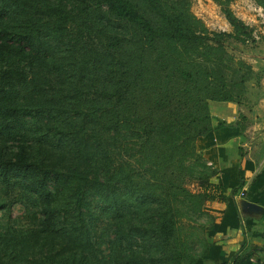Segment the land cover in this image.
<instances>
[{"label": "rangeland", "instance_id": "rangeland-1", "mask_svg": "<svg viewBox=\"0 0 264 264\" xmlns=\"http://www.w3.org/2000/svg\"><path fill=\"white\" fill-rule=\"evenodd\" d=\"M132 1L160 21L144 0ZM163 2L167 13L181 14L196 34L233 37L221 38V45L157 37L149 46L138 28L113 17L105 6L93 5L81 34L74 22L59 31L49 15L50 9H73V0H0V28L34 40L31 50L22 43L27 58L16 60L32 68L20 95L32 113L25 117L27 130L19 144L34 156L42 150L47 159L37 158L48 165H73L101 182L80 203L59 201L56 217L46 222L52 232L48 239L38 232L42 218L37 208L3 196L0 185L4 262L185 264L209 247V260L200 264H230L232 255L246 253H227V238L217 239L216 212L201 197L209 167L196 134L212 125L210 105L224 96L254 121H264V0ZM227 14L247 26L252 39H235ZM107 34L123 40L125 55L106 49ZM182 72L190 76L187 83ZM170 74L175 76L164 88ZM133 82L139 104L129 113L116 111L105 92ZM147 119L150 127L143 125ZM247 120L241 113L238 123L245 128ZM17 144L0 139L5 153L16 151ZM51 235L57 237L52 246ZM245 256L241 264H260Z\"/></svg>", "mask_w": 264, "mask_h": 264}, {"label": "trees", "instance_id": "trees-1", "mask_svg": "<svg viewBox=\"0 0 264 264\" xmlns=\"http://www.w3.org/2000/svg\"><path fill=\"white\" fill-rule=\"evenodd\" d=\"M144 1L151 10H154L158 14L160 21L153 20L140 11L132 0H73V9L63 10L61 8H54L49 10V15L55 17V25L59 31H62L68 22H74L78 26L79 33L83 34L86 28V18L90 15L93 5L97 7L105 6L110 15L127 21L138 28L149 46H152L153 41L157 37H165L180 43L212 41L219 45L222 44L221 38L233 37L231 34L224 32L219 33L213 38L196 34L190 29L187 20L181 14L173 15L164 10L162 5L165 3L163 0ZM227 19L234 30L235 39L245 42L246 38H251V31L241 21L235 19L230 14H227ZM0 29V139L4 142L18 143L16 151L5 153L0 149V185H2L5 193L3 196H12L14 200H19L25 205L37 208V212L42 218L41 227L38 232L42 233L44 239H48V234L52 232H49L50 230L47 229L46 222L50 217L52 219L56 217L59 206L62 205L59 201L74 198L80 203L83 200V196H87L93 190H98L101 182L96 174L80 170L73 165L65 167L57 163L48 165L45 163L44 158H37L38 156H44L47 159L46 154L42 150L39 151L37 149L34 153L38 156H34L26 147L19 144L27 130L25 117L32 113V105L27 106L24 102L20 103L22 89L29 84V75L32 68L20 66L18 65L19 61L16 60H20L25 55L20 50V47H24L22 43L28 45L31 50L34 40L31 35L27 33H25L26 35L20 34L14 30H10L8 26H3ZM105 39L104 45L112 54L125 55L127 48L123 40L108 34L105 36ZM27 66L31 67L32 64H27ZM131 71L129 69V72ZM181 75L184 82L187 83L190 77L189 74L182 72ZM174 76L175 74H170L163 81L162 86L166 88L169 83L171 84L170 80ZM124 78L128 79L126 76ZM134 85H136L135 82L131 85L127 83L126 87L122 86L111 92H105L107 101L111 102V106L116 111L121 110L123 113H129L133 108L137 107L139 95L135 91ZM169 88L163 92L162 96L164 98H167L169 95ZM214 99L216 101L232 102L230 96ZM160 101L153 105L158 106ZM150 106L152 105L146 107L149 108ZM143 125L144 127H150L149 120H144ZM212 130L213 127L210 125L201 126L196 137H204ZM231 194L233 195L234 191ZM232 195H226L222 186L207 184L203 188L201 197L204 201L218 199L230 205ZM173 224L170 225V234L173 231ZM238 224L241 225L240 220ZM51 239L49 241L50 246H52L57 237L51 235ZM245 246L246 241L241 244L240 249L245 250ZM208 250L209 247L199 257L188 259L185 264L205 263V261L209 260ZM256 252H264V248L254 246L249 251H246L247 254L245 253L243 256L234 254V256L232 255L233 258L230 257L232 258L230 264H241L244 261L245 255V258L251 260V256ZM0 264L8 263L0 259Z\"/></svg>", "mask_w": 264, "mask_h": 264}, {"label": "crops", "instance_id": "crops-1", "mask_svg": "<svg viewBox=\"0 0 264 264\" xmlns=\"http://www.w3.org/2000/svg\"><path fill=\"white\" fill-rule=\"evenodd\" d=\"M253 110L259 113L258 108ZM210 113L213 130L198 144L209 167L202 186H222L229 196L234 191L230 205L218 199L207 202L216 212L217 239L227 238L223 247L227 253L239 250L244 241L245 252L254 246L264 248V121H254L244 107L233 102H215ZM241 113L249 119L245 128L238 123ZM251 260L264 263V252L254 253Z\"/></svg>", "mask_w": 264, "mask_h": 264}, {"label": "built area", "instance_id": "built-area-1", "mask_svg": "<svg viewBox=\"0 0 264 264\" xmlns=\"http://www.w3.org/2000/svg\"><path fill=\"white\" fill-rule=\"evenodd\" d=\"M240 196H241V197H243V196H244V193H243V192H242V193H240Z\"/></svg>", "mask_w": 264, "mask_h": 264}]
</instances>
